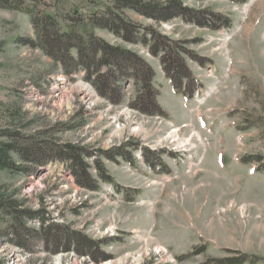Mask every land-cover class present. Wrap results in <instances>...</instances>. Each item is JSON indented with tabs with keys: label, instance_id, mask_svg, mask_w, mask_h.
<instances>
[{
	"label": "rangeland",
	"instance_id": "1",
	"mask_svg": "<svg viewBox=\"0 0 264 264\" xmlns=\"http://www.w3.org/2000/svg\"><path fill=\"white\" fill-rule=\"evenodd\" d=\"M22 1L63 27L80 18L75 27L90 25L95 36L142 57L156 74L163 113L131 107L133 80L122 83L126 98L115 106L80 72L65 76L31 43V16L0 8V145L10 141L4 132H18L85 148L99 184L97 191L79 187L68 166L56 161L24 174L0 169V189L100 242L94 261L76 253L52 255L39 240L29 249L5 240L0 264H202L232 255L264 264V0H132L149 7L177 2L188 10L167 22L119 10L127 0ZM113 12L146 30L139 41L150 43L146 36L153 32L154 44L168 43L171 57L184 60L193 74L184 84L191 96L176 93L149 46L92 25L114 19ZM176 131L173 142L169 135ZM13 158L17 166L31 165ZM95 161L113 184L98 178Z\"/></svg>",
	"mask_w": 264,
	"mask_h": 264
},
{
	"label": "trees",
	"instance_id": "2",
	"mask_svg": "<svg viewBox=\"0 0 264 264\" xmlns=\"http://www.w3.org/2000/svg\"><path fill=\"white\" fill-rule=\"evenodd\" d=\"M0 8L22 11L31 16V23L36 34V40L31 43L56 65H60L65 75L72 77L80 70H84V79L93 85L101 98L115 106L121 105L126 98L122 83L133 80L137 93L131 107L150 116L163 113L158 104L160 92L153 85L156 74L153 68L136 53L113 46L95 36L90 25L81 24L75 27L76 23L81 21L80 18H76L74 23L63 27L54 15L32 11L24 6L22 0H0ZM118 9H133L144 17L165 22L174 17H183L188 12L177 2L165 6L154 4L149 7L132 0L122 1ZM113 13L114 19L93 20L92 25L113 33L127 43H142L149 46L154 56H160L161 67L166 77L172 82L176 93L186 97L191 96L190 92L184 89V84L186 81H193V74L188 70L184 60L171 57L170 45L168 43L154 44L153 32L152 36H146L151 37L150 43L148 40L139 41L140 33L146 30L142 31L138 26H132L121 13L120 15ZM230 25L227 22L226 27ZM136 34L138 40L134 36ZM164 39L170 41L166 37ZM3 134L9 137L10 141L0 145V169L12 174L15 172L24 174L29 173L28 170L33 166L43 167L50 162L60 161L68 166L70 175L79 187L89 191L99 189V184L92 176L90 166L86 162L93 157V154L85 148L51 140L46 137L48 134H44L48 141H40L38 138L27 139L18 132ZM13 156L17 157L23 165L30 163V167L27 169L24 166H17ZM94 165L100 180L114 183L113 179L106 174L103 164L95 161ZM8 190L7 187L0 189V243L6 240L21 249H29L31 243L39 240L46 245L47 251L52 255L63 252L76 253L80 257H88L96 261L92 250L96 246L98 248L100 242H95L81 232L73 231L49 220L43 209L33 211L25 208L15 194H10ZM35 221L39 226L32 228V222ZM204 252L205 248H201L198 253ZM247 263L255 262H250L246 255H232L222 259H208L202 264Z\"/></svg>",
	"mask_w": 264,
	"mask_h": 264
},
{
	"label": "bare ground",
	"instance_id": "3",
	"mask_svg": "<svg viewBox=\"0 0 264 264\" xmlns=\"http://www.w3.org/2000/svg\"><path fill=\"white\" fill-rule=\"evenodd\" d=\"M82 86V88H83V91H84V93L85 94H87V96L88 97H92V95H90V89H89V87L88 86H86V85H81ZM90 100V99H89ZM201 121H202V119H201ZM203 122V121H202ZM120 134V133H119ZM175 137H179L178 136V131H176V132H173V133H171L170 135H169V138H172V140H173V142H177L176 140H174V138ZM182 143V142H181ZM172 144V146H173V143H171ZM177 145H180V142L177 144ZM175 147V146H174ZM184 153H185V151H184ZM141 261V259L139 258L138 260H137V262L139 263ZM57 262H58V264L60 263V260L59 259H57ZM122 262H124V260L122 261Z\"/></svg>",
	"mask_w": 264,
	"mask_h": 264
}]
</instances>
